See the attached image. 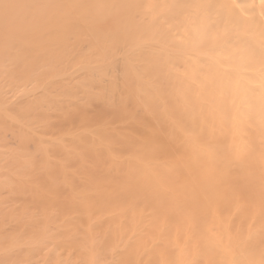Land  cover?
I'll list each match as a JSON object with an SVG mask.
<instances>
[{
	"label": "bare ground",
	"instance_id": "obj_1",
	"mask_svg": "<svg viewBox=\"0 0 264 264\" xmlns=\"http://www.w3.org/2000/svg\"><path fill=\"white\" fill-rule=\"evenodd\" d=\"M262 194L264 0H0V264H260Z\"/></svg>",
	"mask_w": 264,
	"mask_h": 264
},
{
	"label": "snow or ice",
	"instance_id": "obj_2",
	"mask_svg": "<svg viewBox=\"0 0 264 264\" xmlns=\"http://www.w3.org/2000/svg\"><path fill=\"white\" fill-rule=\"evenodd\" d=\"M94 55L96 56L97 59H103V58H105L108 55V52H107L106 48L98 47L95 50ZM128 178H129L130 182L131 181H135L137 179L136 172L133 171V170H130ZM262 195H264V194H262ZM260 264H264V260H262L260 262Z\"/></svg>",
	"mask_w": 264,
	"mask_h": 264
}]
</instances>
